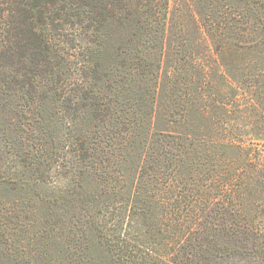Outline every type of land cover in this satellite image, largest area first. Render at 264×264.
<instances>
[{"label": "rangeland", "instance_id": "rangeland-1", "mask_svg": "<svg viewBox=\"0 0 264 264\" xmlns=\"http://www.w3.org/2000/svg\"><path fill=\"white\" fill-rule=\"evenodd\" d=\"M162 1L165 2L158 0V5H165ZM166 1L169 26L164 25L163 29L158 25L153 37L144 43L129 41L131 35L137 39L144 35V27L137 22L144 17L135 8L136 2L127 0L121 7L108 6L113 15L100 19L103 22L94 34L88 30L84 34L79 23V20L87 22V18L69 16L72 20H64L66 34L57 40L58 47L49 51L62 56L55 65L70 83L65 84L62 96L71 87H79L74 80L82 78L80 72L93 69L100 80L91 78L88 88L98 87L97 94L106 91L107 96H115L121 102L123 98L131 99L129 106L123 104L126 108L123 113L128 111L126 117L132 118L140 132L130 135L122 149H108L105 161L95 159V165L90 166L75 151L77 138L87 136L88 147L94 138L96 131L90 124L95 119L92 107L86 110L85 118L84 112L79 111L81 117L71 120L64 113L65 100H59L61 97H55L56 93L51 91L36 102L40 104V123L28 125L21 112L24 116L32 106L25 107L15 96L9 98L8 105L15 113H11L13 133L23 140V147H15L17 154H10L12 158H5L4 154L1 158V163L12 165L7 175L14 179L11 183L5 179L0 183V264H160L154 259L135 257L129 247L131 253L128 250L123 253L118 248L117 236L143 240L174 253L166 244L171 243V238H167L175 209L161 210L163 207L150 200L149 191L140 186L143 182L152 187L154 182L147 177L151 172L148 169L161 168L167 157L166 147L181 141L177 136L174 139L168 136L169 130L181 132L187 145L183 160L178 155L171 158L179 169L180 184L194 179L191 187L203 188L206 178L200 169L205 161L216 164L221 161L219 170L228 174L235 168L234 172H240L246 164V171L241 173L244 186L241 191L252 213L257 215L259 234L264 233V212L259 210L264 207V13H258L255 7L239 18L233 17L237 14L233 11L227 14L229 20H210L208 15L219 18L227 3L231 10L245 11L249 0ZM81 2L67 0L66 6L74 7ZM253 12L260 20H256ZM210 21L220 22L218 30L206 25ZM85 57L92 59L86 63ZM116 86L121 91L116 92L117 97ZM85 89L80 92L89 93ZM218 100L224 107L219 106ZM23 125L28 128L24 130ZM115 127L112 125L110 132ZM139 136L142 138L137 139ZM41 139L47 141L44 145L47 153L43 155L40 151L43 157L39 160L46 161V165H33L30 171L21 173L18 156L36 153L34 146ZM115 140L118 142L120 137L112 135V141ZM95 143L97 150H101L102 142ZM175 147L178 146H173L176 154ZM38 171L43 182L35 177ZM162 176L156 174L154 181ZM215 189L213 184L208 188ZM175 192L176 189L171 192L165 189L159 191L158 197L171 201L169 197H175ZM195 217L196 213L190 215L184 210L177 223L183 221L187 226L190 218ZM258 240L264 238L259 235ZM224 244L232 246L233 239L226 237ZM258 244L250 242L247 249L253 247L260 252L263 244ZM227 264H264V261L261 255H250L230 259Z\"/></svg>", "mask_w": 264, "mask_h": 264}, {"label": "trees", "instance_id": "trees-1", "mask_svg": "<svg viewBox=\"0 0 264 264\" xmlns=\"http://www.w3.org/2000/svg\"><path fill=\"white\" fill-rule=\"evenodd\" d=\"M81 1V6L77 4V8V5L74 7L66 6L67 0H0V125H2L0 128V183L4 182V179L5 182L11 183L14 179L7 175L12 165H8L4 162L1 163L3 154L5 158H12V156L9 155L13 153L17 154V150L15 149L17 147H23V140H21L19 136H14L15 134L13 133L14 121L11 113L14 112L11 109V105H8L11 103L9 100L11 96H15L25 107L32 106V110L29 109V112L27 114L24 113V116H22L23 114L21 112V117H25L24 123L28 125L30 123L32 124V122L40 123V121H38L39 118H41V113L39 112L40 104L36 102L45 99V94L51 91L56 93L55 97H61L59 100H65V110L64 108L63 110L66 117L71 120L81 117L79 111L84 112L82 115L85 118L86 110L88 107H92L95 111L93 114L95 119L90 124H93L96 131L93 133V142L90 141L92 145L90 144L88 147L85 143L87 136H85L84 139L77 138L78 141L75 150L76 154L77 152L80 154V159L86 160L87 165L90 166L95 165V159L99 160L102 158L101 161H105L108 149L112 147H119L122 149L125 141L127 139L129 140L130 135L140 132L139 129L136 128V124L131 120L132 118L129 119L126 117L128 111L123 113L126 109L123 104L129 106L132 102L131 99L128 100L123 98L121 102L119 98H115V96H107L106 91L105 94H97L99 93L97 90L98 87L96 89L94 86L88 88L91 84V78L94 81L100 80L95 72H93V69H91L92 72L88 73L80 72L82 78L80 80H74L79 87H71V89L67 91L68 93L65 94L66 96L61 95V93L65 92V84L70 83L66 77L63 76V72L58 70V65H55L62 56L57 55V52L50 53L49 51L53 47L57 48V40L60 41L59 37L66 34H64V25L66 24L64 20H72L69 16L73 17L74 15L80 18L83 17L84 19L87 18V22L84 23V20H79V23L84 29V34L88 31L94 34L95 31L97 33V26L99 27V23L103 22V20L100 19H106L109 17V14L112 17L113 13L109 11L108 6L119 5L121 7L122 3L125 4L127 0ZM134 1L137 4L135 8L138 7L140 10L139 13L144 17L143 20H137L138 25L144 27V35L142 34L138 39L131 35L129 41L144 43L153 37L158 25L161 24L163 29L164 25L169 26V20H167L169 6L166 5V0L165 2L162 1L165 5L162 3L158 5V0H154V4H152V0ZM71 3L72 2H70V4ZM141 4L142 9H140ZM156 4L158 6H156ZM98 6L101 8L98 9ZM125 7L122 8L124 9ZM255 7L258 13H264V0H249V3L245 7V11L231 10L229 3H227L218 15L219 18H215V14H213V16L210 14L208 17H210V20H229L230 17H228L227 14H232V12L235 11L237 14L234 13L233 17L239 15V18L247 12L253 11ZM96 8L98 12H96ZM253 15L256 20H260V18L258 19L255 15V12H253ZM246 20H248V15L246 16ZM95 23L98 25H95ZM206 25L218 30L219 27L217 26H220V22L210 21V23ZM208 26H206V29L209 30ZM91 59L92 58L85 57L83 61L87 63ZM52 60L54 61L53 64L51 62ZM94 66L96 67V65ZM144 76L145 75H143V77ZM89 78L90 80L87 81ZM118 87H115L116 97V92L120 91ZM85 88L89 90V93L85 91L80 92L81 89ZM75 89H77V91ZM92 98L94 100H92ZM217 103L221 104V100H218ZM150 104L152 105V103H148V106H150ZM115 106L117 108H115ZM219 106L224 107V104L222 103ZM251 107L254 106L252 105ZM134 109L139 108L136 107ZM202 111L205 112L204 109H202ZM112 125H116V127L110 132L109 129ZM23 128H25L24 125ZM167 133L168 136H172L173 139L177 136L178 140L181 139V141L170 144V148L166 147L167 157L166 161L164 160L162 162L161 168L148 169L151 172L147 177L151 178L150 182H154L153 185H151L152 187L149 186L148 188V185L143 182H140V186L149 191L148 198L152 201H157L158 206L163 207L161 210L167 208H169V210L175 209L176 213L174 217L169 214V216L173 218L169 221L170 233L167 238L168 240L171 238V240H169L171 243L166 244L169 245V249L174 251V253L163 251L161 247L151 246L143 240H140V242L137 240L132 241L125 236H117L116 241L119 242L117 243L119 245L118 248L124 253L129 247V249L133 250L135 257L146 260L154 259L160 264H227L230 259L233 260L234 258L236 259V257L250 255H261V259L264 261V241L262 240L259 242L258 240L259 235L264 238V233L261 231V234H259L260 225L255 222L257 215L252 213L253 210L249 207V203L244 199V193L241 191L242 188H244L241 181V173L246 171V164L244 163L240 172H234L236 170L235 168L228 174L227 171L219 170L221 161L218 164L214 161H205L200 169L201 173L203 172L206 178L205 182L202 183L203 185L201 184L203 188L191 187V183L195 181L194 179L190 181L191 183L180 184L177 180L179 169L171 158L178 155V159L183 160L184 155L187 153V145L183 141L181 132L169 130ZM112 135L114 137L119 136L120 140H118V142H116V140L113 142ZM210 137L212 140L217 139V137ZM140 138L142 137L139 136L137 139ZM219 140L223 143H228L226 139L219 138ZM96 141H98V143L100 141L102 142L101 150H97ZM46 142V140L44 141V139H41V141L36 143V146L33 145L37 154L34 152H26L25 157H21L24 156L25 153L21 156L17 155L19 157L18 162L20 163L18 167L21 173L24 174L26 170L30 171L33 165H46V161L39 160L42 154L45 155L47 153L44 146ZM173 146H178L175 147L178 149L176 154L174 153ZM40 151L42 154H39ZM53 154L54 152L51 153L50 159ZM202 155L207 156L205 153H202ZM208 155L211 154L209 153ZM31 158L34 159L35 162L32 161ZM222 160L225 161L226 159L223 158ZM262 171L264 172V168ZM159 173L163 176L161 179L158 178L155 182L154 177ZM38 174H36L35 177L37 179L40 178V181L43 182V176ZM212 184L215 185V188L217 187V189H215L216 191L208 190ZM143 185H145V187ZM161 185L163 189H160ZM165 189L168 190V192L176 189L174 193L175 197H169L171 201L169 199L160 200L158 197L159 191L163 192ZM245 189L251 190L250 188ZM139 190L140 189H138V191ZM184 210L190 212V215L196 213V217L194 219L190 218L191 223L187 226L183 225V221L179 222V224L177 223L179 217L183 215ZM255 210H257V207ZM259 210L264 212V207ZM144 217H146L145 214ZM154 217L156 216H153V218ZM177 224L179 225L178 227H176ZM219 235L220 242L218 244L217 240ZM226 237L233 239L232 246L224 244V239ZM250 242L253 244H263L261 245L260 252L257 248L253 250V247L247 249L248 245L251 246ZM259 244L256 246H259ZM129 253L131 252L129 251Z\"/></svg>", "mask_w": 264, "mask_h": 264}]
</instances>
